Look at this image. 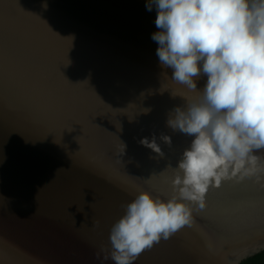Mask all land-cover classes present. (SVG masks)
Instances as JSON below:
<instances>
[{"label": "water", "instance_id": "1", "mask_svg": "<svg viewBox=\"0 0 264 264\" xmlns=\"http://www.w3.org/2000/svg\"><path fill=\"white\" fill-rule=\"evenodd\" d=\"M146 2L0 0V264H114L123 206L173 195L192 138L166 121L197 94L160 66ZM260 249L264 174L210 188L192 222L134 264H238Z\"/></svg>", "mask_w": 264, "mask_h": 264}, {"label": "clouds", "instance_id": "2", "mask_svg": "<svg viewBox=\"0 0 264 264\" xmlns=\"http://www.w3.org/2000/svg\"><path fill=\"white\" fill-rule=\"evenodd\" d=\"M153 6L160 66L197 94L166 123L192 139L177 161L170 198L140 191L123 206L109 232L114 264H134L189 225L192 205L204 209L210 188L264 174L256 154L264 150V0H147L146 9ZM160 139L171 144L167 135ZM139 143L163 156L155 137Z\"/></svg>", "mask_w": 264, "mask_h": 264}, {"label": "trees", "instance_id": "3", "mask_svg": "<svg viewBox=\"0 0 264 264\" xmlns=\"http://www.w3.org/2000/svg\"><path fill=\"white\" fill-rule=\"evenodd\" d=\"M238 264H264V249H260L251 255H247Z\"/></svg>", "mask_w": 264, "mask_h": 264}]
</instances>
